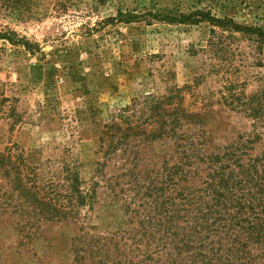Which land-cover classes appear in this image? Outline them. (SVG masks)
Masks as SVG:
<instances>
[{"label": "rangeland", "instance_id": "374dc122", "mask_svg": "<svg viewBox=\"0 0 264 264\" xmlns=\"http://www.w3.org/2000/svg\"><path fill=\"white\" fill-rule=\"evenodd\" d=\"M3 35L0 158L51 205L67 203L68 168L92 198L59 221L30 222L28 239L16 233L24 219L0 217V264H70L72 243L111 249L128 237L132 192L119 193L114 177L135 157L114 144H144L142 163L176 144L127 131L117 141L128 125L145 126L148 97L181 96L213 147L239 137L255 144L252 156L264 151V0H0ZM252 96L255 117L230 107ZM10 192L0 169V203L17 214Z\"/></svg>", "mask_w": 264, "mask_h": 264}, {"label": "trees", "instance_id": "16d2710c", "mask_svg": "<svg viewBox=\"0 0 264 264\" xmlns=\"http://www.w3.org/2000/svg\"><path fill=\"white\" fill-rule=\"evenodd\" d=\"M2 37L9 40L7 35ZM256 96L248 102L230 100V107L239 112L250 109L253 118L256 108L248 104ZM145 104V126L119 129L122 135L117 141L125 142L127 131L150 142L171 139L176 144H167V152L155 156L158 162L152 156L148 163L139 159L146 153L144 144H114V154L120 149L122 155L135 157L127 159L129 164H119L114 177L119 193L132 192L126 212L128 224L135 223L127 238L120 237L131 239V244L114 240L109 249L91 241L82 246L72 243L70 264H264V151L252 156L255 144H244L239 137L235 144H208L210 134L203 128L202 115L185 108L179 95L148 97ZM0 169L10 185L7 198L16 193L19 211L16 214L8 210L10 204L0 203V217L15 214L20 223L24 219V225H16L17 235L23 238L34 235V221H59L75 203L83 205L92 198L78 192L74 168L65 169L70 195L64 209L39 197L9 155L1 156ZM118 192L114 190L115 198Z\"/></svg>", "mask_w": 264, "mask_h": 264}]
</instances>
